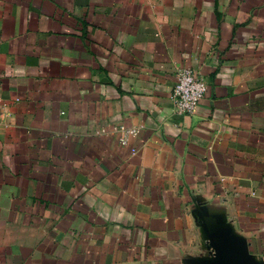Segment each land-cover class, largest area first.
I'll list each match as a JSON object with an SVG mask.
<instances>
[{
	"label": "crops",
	"instance_id": "crops-1",
	"mask_svg": "<svg viewBox=\"0 0 264 264\" xmlns=\"http://www.w3.org/2000/svg\"><path fill=\"white\" fill-rule=\"evenodd\" d=\"M0 264H264V0H0Z\"/></svg>",
	"mask_w": 264,
	"mask_h": 264
},
{
	"label": "built area",
	"instance_id": "built-area-1",
	"mask_svg": "<svg viewBox=\"0 0 264 264\" xmlns=\"http://www.w3.org/2000/svg\"><path fill=\"white\" fill-rule=\"evenodd\" d=\"M206 83L199 79L196 74L189 70L179 73L173 87L170 100L172 107L178 115H192L199 107L207 92ZM130 134L135 130L128 131ZM124 143V141H121Z\"/></svg>",
	"mask_w": 264,
	"mask_h": 264
}]
</instances>
